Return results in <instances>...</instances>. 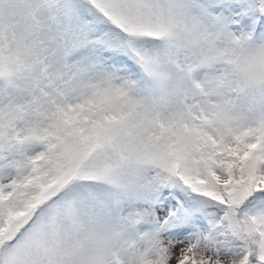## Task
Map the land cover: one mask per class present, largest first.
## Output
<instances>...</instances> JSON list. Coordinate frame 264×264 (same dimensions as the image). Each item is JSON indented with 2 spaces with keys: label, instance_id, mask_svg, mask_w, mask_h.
<instances>
[{
  "label": "snow or ice",
  "instance_id": "6c2138e0",
  "mask_svg": "<svg viewBox=\"0 0 264 264\" xmlns=\"http://www.w3.org/2000/svg\"><path fill=\"white\" fill-rule=\"evenodd\" d=\"M0 264H264V0H0Z\"/></svg>",
  "mask_w": 264,
  "mask_h": 264
}]
</instances>
